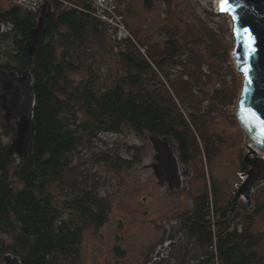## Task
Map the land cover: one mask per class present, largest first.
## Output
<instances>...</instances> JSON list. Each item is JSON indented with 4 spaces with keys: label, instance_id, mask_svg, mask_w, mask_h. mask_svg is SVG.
I'll return each mask as SVG.
<instances>
[{
    "label": "trees",
    "instance_id": "trees-1",
    "mask_svg": "<svg viewBox=\"0 0 264 264\" xmlns=\"http://www.w3.org/2000/svg\"><path fill=\"white\" fill-rule=\"evenodd\" d=\"M143 2L147 8L154 5V0ZM38 15L15 4L0 8V20L13 26L0 36V44L10 41L13 47L0 60V70L19 75L29 71L32 75L36 125L32 154L23 161L7 153L16 128L0 116V264H4L2 256L6 253L18 257L21 264L78 261L85 230L97 231L107 222V198L99 196L97 184L88 183V176L83 177L76 164L84 146L92 148L100 135L128 129L138 136L171 137L179 145L182 159L189 157V149L193 148L195 155L207 162L215 156L216 149L205 117L217 112L231 97L230 87L203 91L206 85L202 79L207 81L204 68L207 65L211 73L214 67L200 61V54L192 52L195 43L190 41L201 43L205 37L214 46L209 47L213 57L221 62L230 58L229 50L217 49L221 41L205 29L203 36L188 32L182 43L170 34L162 46L135 40L137 46L130 39L113 42L112 48L108 46L111 55L115 46L119 48L114 51L121 70L106 85L89 60L93 57L90 45L102 44L108 36L105 25L55 3L37 53L29 58L23 47ZM139 46L146 48L145 55ZM176 68L179 78L172 79L170 71ZM82 72L83 78L72 77ZM203 102L209 103L208 109L203 110ZM184 104L191 108L187 115L181 108ZM94 161L114 169L132 165L107 152L94 155ZM219 197L212 183H205L200 220L205 227L198 223L191 231L199 234L207 249L204 264H211L215 256L220 264H264V201L253 200L250 207L244 200L239 201L235 208L238 217L242 213L239 232L238 225L230 229L227 214L216 209ZM228 205L231 207V202ZM258 217L263 227L256 232L254 220Z\"/></svg>",
    "mask_w": 264,
    "mask_h": 264
},
{
    "label": "rangeland",
    "instance_id": "rangeland-1",
    "mask_svg": "<svg viewBox=\"0 0 264 264\" xmlns=\"http://www.w3.org/2000/svg\"><path fill=\"white\" fill-rule=\"evenodd\" d=\"M11 5L12 0H0L2 10ZM121 11L125 19V29L127 28L129 34L125 35L124 39H130L133 43L139 41L162 46L170 34H174L182 43L188 32L194 36V32L203 36L205 29L214 33L221 41V47L218 45L217 49L229 50V61L221 62L210 54L209 47L214 48L211 41L205 37L201 43L190 41L195 43L193 45L196 48L194 46L192 52L200 54V61L202 59V62L205 61L210 67H214V72L211 73L207 65L204 68L203 76L207 81L202 79L206 85L203 91L210 93L214 89L231 88V97L226 105L205 117L209 122L207 125L209 134L215 141L213 149H216V154L207 162L203 157L201 159L205 173L204 184L210 181L218 195L222 189L224 194L220 198H225L227 191L231 195V191L235 192L244 180L242 175L247 168L242 161L248 152L245 131L236 114L244 80L233 63L235 41L232 19L217 9L214 0H154L152 8H147L143 0H125L121 5ZM107 35L102 44L94 42L90 45L89 50L93 57L89 60L99 71L104 83L110 85L114 74L121 69L115 59V51L119 48L115 46V51L112 50L111 55L109 46L112 48L113 41L108 32ZM2 43L0 60H4L5 55L13 49L10 41ZM138 48L145 55L146 48L140 46ZM178 69L170 71L172 79L179 78ZM84 76L83 72L72 75L76 80ZM195 91L199 93L198 88H195ZM181 108L185 115L191 111L185 104ZM208 108L209 103L203 102V110ZM148 137L138 136L131 130L124 129L119 134H102L94 140L92 148L84 146L81 149L76 163L79 165V171L83 177L88 176V183L97 184V193L100 197L107 198L110 207L108 220L102 227L97 231L85 230L80 245V258L69 264H114L115 261V264H146L145 248L154 243L162 233V230H157L161 225L159 220L181 210L175 198L166 197L158 192H155V199L156 196H162L159 207L153 208L152 202L147 199L153 194L154 187V177L148 167L153 155ZM3 140L7 142L6 138ZM100 152L120 157L132 165L130 168L114 169L104 162L96 163L94 155ZM260 157L264 158V155L261 154ZM81 180L83 182V179ZM256 189L254 196L252 195L253 200L263 202L264 185H258ZM146 211H150L148 216L144 214ZM152 219L157 220L154 222L156 228L150 223ZM262 227V218H256L254 231L258 232Z\"/></svg>",
    "mask_w": 264,
    "mask_h": 264
},
{
    "label": "water",
    "instance_id": "water-1",
    "mask_svg": "<svg viewBox=\"0 0 264 264\" xmlns=\"http://www.w3.org/2000/svg\"><path fill=\"white\" fill-rule=\"evenodd\" d=\"M232 14L222 11L232 19L235 47L232 53L233 63L244 80L238 98L237 118L245 131V141H253L264 151V138L259 130L244 119L249 112L264 121V0H230ZM54 11V3L46 1L39 12L37 23L29 31L28 41L23 52L33 58L38 50V43L45 34L46 19ZM13 26L9 21L0 20V36L10 32ZM120 75V74H119ZM34 79L29 71L19 75L15 71L0 70V115L6 124H14L16 133L7 148V153L26 161L33 151L36 125L33 120L35 95ZM156 151V164L153 166L159 185L170 190L188 191V181L192 170L184 171L178 159V152L173 138L148 137ZM247 153L243 157L246 171L243 182L237 187L231 201L230 215L242 199L250 207L252 195L258 184L264 183V158L246 145ZM4 264H21L12 253L2 256Z\"/></svg>",
    "mask_w": 264,
    "mask_h": 264
},
{
    "label": "flooded vegetation",
    "instance_id": "flooded-vegetation-1",
    "mask_svg": "<svg viewBox=\"0 0 264 264\" xmlns=\"http://www.w3.org/2000/svg\"><path fill=\"white\" fill-rule=\"evenodd\" d=\"M175 144L178 152V159L184 166V171L191 169L192 177L188 181V191H183L182 189L170 190L168 186L162 187L159 185L153 169V166L156 164L155 158L157 154L154 146L151 144L153 155L152 161L148 167L154 177V187L153 194L147 197V199L152 202L153 208L159 207L162 202V196H156L155 199V192H158V194L166 197L175 198L177 201L176 204L180 206L181 210L177 214L159 220L161 225L157 230H162V233H160L159 238L154 243L145 248L146 252L144 253V259L146 264H204L208 257L207 249L204 248V244H201L202 242L199 234L196 236L191 232L194 225H199L198 223H200L203 214V197L205 189L203 180L205 173L201 162L202 157L195 155L193 148H190L191 157L184 156L182 159L180 157L179 145L177 143ZM234 193L235 192L232 190L230 195L227 191L226 197H219V201L217 199L216 203V209L221 214H227L228 223L233 219L234 214L236 213L234 210L228 215L231 208L228 204L232 201ZM223 194L224 191L221 189L219 196H222ZM148 213L150 214V211L144 212L147 216ZM220 215L218 216V219L220 218ZM155 221L157 220L152 219L150 222L153 228H156ZM200 226L205 227L204 224H201ZM115 259H117L116 256ZM115 263L116 261L114 264Z\"/></svg>",
    "mask_w": 264,
    "mask_h": 264
},
{
    "label": "built area",
    "instance_id": "built-area-1",
    "mask_svg": "<svg viewBox=\"0 0 264 264\" xmlns=\"http://www.w3.org/2000/svg\"><path fill=\"white\" fill-rule=\"evenodd\" d=\"M45 1L47 0H13V3L29 13H38ZM50 1L54 4L58 3L66 8L78 10L100 23H103L106 27V32H108L113 42H119L125 38V35H129L128 31L125 29L126 26H124V15L120 11L122 0H78L81 4L75 2V0ZM208 203L212 206L211 200H209ZM238 213L239 211L235 213L237 214V218L234 217L231 219L228 225L230 226V229H233L238 225L237 229L240 232L242 226L239 225V220L241 219L240 217L242 216V213L239 217ZM215 251L216 250L214 249V253H216ZM215 257L216 258H214L211 264H220L217 260V256Z\"/></svg>",
    "mask_w": 264,
    "mask_h": 264
},
{
    "label": "snow or ice",
    "instance_id": "snow-or-ice-1",
    "mask_svg": "<svg viewBox=\"0 0 264 264\" xmlns=\"http://www.w3.org/2000/svg\"><path fill=\"white\" fill-rule=\"evenodd\" d=\"M218 6L221 11H225L228 12L229 14H232V6L230 0H218ZM244 119L248 123L256 127L259 130L260 136L264 138V121L258 120L256 114L253 112H249L246 115H244Z\"/></svg>",
    "mask_w": 264,
    "mask_h": 264
},
{
    "label": "bare ground",
    "instance_id": "bare-ground-1",
    "mask_svg": "<svg viewBox=\"0 0 264 264\" xmlns=\"http://www.w3.org/2000/svg\"><path fill=\"white\" fill-rule=\"evenodd\" d=\"M216 6H217V9L221 12L219 6H218V0H214ZM248 146L251 147L252 149H254L259 155H264V151L262 149H260L253 141H248L247 142Z\"/></svg>",
    "mask_w": 264,
    "mask_h": 264
}]
</instances>
